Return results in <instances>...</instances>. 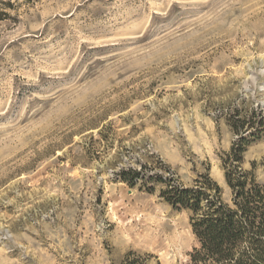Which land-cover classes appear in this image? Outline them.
<instances>
[{
    "label": "rangeland",
    "instance_id": "374dc122",
    "mask_svg": "<svg viewBox=\"0 0 264 264\" xmlns=\"http://www.w3.org/2000/svg\"><path fill=\"white\" fill-rule=\"evenodd\" d=\"M254 112L264 0H0V264H191L188 214L113 172L154 158L230 203ZM261 130L241 168L264 184Z\"/></svg>",
    "mask_w": 264,
    "mask_h": 264
},
{
    "label": "trees",
    "instance_id": "16d2710c",
    "mask_svg": "<svg viewBox=\"0 0 264 264\" xmlns=\"http://www.w3.org/2000/svg\"><path fill=\"white\" fill-rule=\"evenodd\" d=\"M260 116L254 112L256 120L232 124L238 138L220 158L230 203L222 200L221 189L207 173L184 186L154 158L138 169L128 166L113 172L116 181L147 193L157 190L173 210L188 214L199 244L189 255L191 264H264V184L241 168L247 147L260 137ZM120 264H147V258L129 252Z\"/></svg>",
    "mask_w": 264,
    "mask_h": 264
}]
</instances>
